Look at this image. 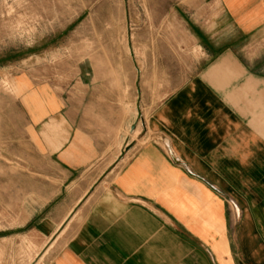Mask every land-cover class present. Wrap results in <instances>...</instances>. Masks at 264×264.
I'll use <instances>...</instances> for the list:
<instances>
[{"label": "crops", "instance_id": "obj_1", "mask_svg": "<svg viewBox=\"0 0 264 264\" xmlns=\"http://www.w3.org/2000/svg\"><path fill=\"white\" fill-rule=\"evenodd\" d=\"M172 14L182 57L134 48L142 121L77 124L71 102L57 216L43 204L0 229V264H264V0H190ZM133 68L111 95L109 77L80 71L86 95L71 100L119 107L131 86L137 100Z\"/></svg>", "mask_w": 264, "mask_h": 264}, {"label": "rangeland", "instance_id": "obj_2", "mask_svg": "<svg viewBox=\"0 0 264 264\" xmlns=\"http://www.w3.org/2000/svg\"><path fill=\"white\" fill-rule=\"evenodd\" d=\"M189 1L0 0V229L21 225L43 204L42 210L57 216V192L63 183L57 149L67 135L71 102L79 111L77 124L126 119L128 126L137 117L134 86L130 99L127 87L125 104L120 101L119 107L91 98L72 101L76 93L86 95L75 86L80 71L109 77L105 92H117L118 76L135 75L128 32L140 57L146 46L175 49L188 43L172 13ZM181 51L176 55L182 57ZM177 86L171 84L170 90ZM127 128L129 136L139 137ZM120 133L100 132L106 138L99 140L114 141Z\"/></svg>", "mask_w": 264, "mask_h": 264}, {"label": "water", "instance_id": "obj_3", "mask_svg": "<svg viewBox=\"0 0 264 264\" xmlns=\"http://www.w3.org/2000/svg\"><path fill=\"white\" fill-rule=\"evenodd\" d=\"M128 18V16H127ZM128 29H129V25H128ZM128 47H129V51H130V56L132 58V62L137 70V79H136V82H135V86H136V90H137V100H136V108H137V119H136V122L131 126V130H135L136 126H137V123L139 120L142 121V112H141V107H140V101H141V90H140V87H139V77H140V70L139 68L137 67L136 65V62H135V57H134V52H133V48H132V45H131V34L128 32ZM143 123V122H142ZM133 144H128V142L126 143L125 147L122 149L120 155L118 156V158L116 159L115 163L102 175V177L99 179L98 183L115 167V165L120 162L124 155L126 154V152L128 150H130L132 148ZM94 189V187H92L90 189V192ZM77 210V208L74 209L73 212H75ZM71 218V215L66 219V221L63 223V225L61 226L60 228V231L64 228V226L67 224V222L70 220ZM59 231V232H60ZM55 238V237H54ZM54 240V239H53Z\"/></svg>", "mask_w": 264, "mask_h": 264}, {"label": "bare ground", "instance_id": "obj_4", "mask_svg": "<svg viewBox=\"0 0 264 264\" xmlns=\"http://www.w3.org/2000/svg\"><path fill=\"white\" fill-rule=\"evenodd\" d=\"M133 52H134V55H135V51L133 50ZM165 257V256H164Z\"/></svg>", "mask_w": 264, "mask_h": 264}]
</instances>
